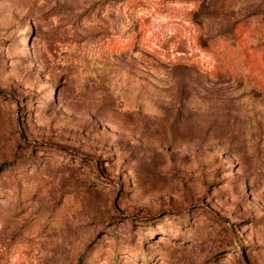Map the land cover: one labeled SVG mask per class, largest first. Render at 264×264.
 Segmentation results:
<instances>
[{"label": "rangeland", "instance_id": "obj_1", "mask_svg": "<svg viewBox=\"0 0 264 264\" xmlns=\"http://www.w3.org/2000/svg\"><path fill=\"white\" fill-rule=\"evenodd\" d=\"M0 264H264V0H0Z\"/></svg>", "mask_w": 264, "mask_h": 264}, {"label": "trees", "instance_id": "obj_2", "mask_svg": "<svg viewBox=\"0 0 264 264\" xmlns=\"http://www.w3.org/2000/svg\"><path fill=\"white\" fill-rule=\"evenodd\" d=\"M203 43V42H202ZM205 44V43H204Z\"/></svg>", "mask_w": 264, "mask_h": 264}]
</instances>
